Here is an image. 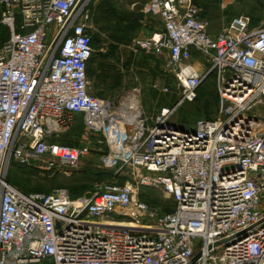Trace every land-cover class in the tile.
<instances>
[{
  "label": "built area",
  "instance_id": "obj_1",
  "mask_svg": "<svg viewBox=\"0 0 264 264\" xmlns=\"http://www.w3.org/2000/svg\"><path fill=\"white\" fill-rule=\"evenodd\" d=\"M142 10L164 29L140 45L168 52L178 88L153 117L137 93L115 103L90 92L86 0H0V264H264V25L241 14L212 35L193 0H148ZM211 75L217 117L181 128L174 114ZM76 116L89 141L61 143ZM92 144L133 183L72 197L25 193L7 178L15 165L76 171ZM144 185L175 208L135 200ZM121 212L149 224L104 223Z\"/></svg>",
  "mask_w": 264,
  "mask_h": 264
},
{
  "label": "rangeland",
  "instance_id": "obj_2",
  "mask_svg": "<svg viewBox=\"0 0 264 264\" xmlns=\"http://www.w3.org/2000/svg\"><path fill=\"white\" fill-rule=\"evenodd\" d=\"M147 1L86 0L88 24L93 37L89 80L90 92L115 103L123 101V98H127L131 93L133 98L137 93L141 97L140 105L143 111L148 117H153L162 106L173 105L178 97V88L168 64L166 50L153 48L145 51V48H142L141 63L136 61L133 47L140 37L141 41L145 40L141 32L145 21V12L142 9ZM194 2L200 9L201 17H208L214 23L243 14L251 18V26L264 25V0H194ZM0 30L2 31L0 42H3L7 38V31L5 28ZM150 55L151 68L148 63ZM163 87H167L168 91H163ZM218 106L214 79L209 77L201 85L197 98L180 106L174 114V119L181 128H191L199 119L217 117ZM89 136L83 128L81 117L76 116L60 139L78 145L88 142ZM100 145L103 146L92 144L93 150L82 159L81 168L76 171L65 173L46 170L38 164L15 165L8 174L9 178L24 191L48 193L57 188H65L77 197L89 196L110 183H133L129 174L120 175L115 169L103 165L102 154L105 150ZM134 199L163 212L175 208L174 201L158 186H140ZM110 218L116 222L135 221L137 226H140L134 228L137 230L149 224L145 217L134 213L131 216L112 215Z\"/></svg>",
  "mask_w": 264,
  "mask_h": 264
},
{
  "label": "crops",
  "instance_id": "obj_3",
  "mask_svg": "<svg viewBox=\"0 0 264 264\" xmlns=\"http://www.w3.org/2000/svg\"><path fill=\"white\" fill-rule=\"evenodd\" d=\"M203 19L207 23V25H209L208 29H209L210 34L215 35L216 33H218L220 31L221 26L222 25L224 26L225 24H227L231 18L229 20H226L224 18V19H222L218 22H215V23H214V21L210 20L208 17H203ZM163 29H164L163 21L159 16L145 13V21L143 23V28L141 30V32L143 33V37L145 39L149 38L154 32H160V31H163ZM140 38L135 41L133 50L136 53V61L141 63V60H142V52L141 51H142L143 47L140 45V43L142 42ZM145 51H146V49H145ZM150 52L152 53V51H150ZM192 53H193L192 63L196 67H199L200 66L199 65L200 64L199 63V54L194 50L192 51ZM166 56L168 58V52L167 51H166ZM149 57L150 58H149L148 63H150V68H151V66H152L151 55ZM140 69H142V68L140 67ZM145 71L147 72V69ZM151 78H152V74L150 72V82H151Z\"/></svg>",
  "mask_w": 264,
  "mask_h": 264
},
{
  "label": "trees",
  "instance_id": "obj_4",
  "mask_svg": "<svg viewBox=\"0 0 264 264\" xmlns=\"http://www.w3.org/2000/svg\"><path fill=\"white\" fill-rule=\"evenodd\" d=\"M194 1V0H193ZM195 3V2H194ZM0 28H5L4 26H1L0 25ZM6 29V28H5ZM7 31V30H6ZM2 31L0 30V33H1ZM1 43V42H0ZM92 44H93V37H92ZM92 56H93V53H92ZM92 56H91V59H90V61H89V64H88V67H87V75H88V78H89V66H90V63H91V60H92ZM210 77H213L212 75L210 76ZM200 89V88H199ZM199 89H198V91H199ZM197 96H198V94H197ZM59 141L61 142V143H65V144H68V145H71V146H73L74 144H71V143H67V142H63L61 139H59ZM101 147H103V149L106 151V147H105V145H100ZM14 167V166H13ZM13 167L8 171V174L12 171V169H13ZM8 177V180H9V182L10 183H12L14 186H16L17 188H19L16 184H14L11 180H10V178H9V175H7ZM20 190H22L21 188H19ZM23 192H25V193H29L28 191H24V190H22ZM30 192H40V191H30ZM43 193H45V192H43ZM71 194V193H70ZM71 196L72 197H77V196H73L72 194H71ZM167 212H169V211H167Z\"/></svg>",
  "mask_w": 264,
  "mask_h": 264
},
{
  "label": "bare ground",
  "instance_id": "obj_5",
  "mask_svg": "<svg viewBox=\"0 0 264 264\" xmlns=\"http://www.w3.org/2000/svg\"><path fill=\"white\" fill-rule=\"evenodd\" d=\"M123 101H126V100H123ZM126 103H128L126 101ZM123 213L121 212V215ZM106 225H111V226H116V227H127V228H135V227H140V226H137V223L135 221H125V222H119V221H113V220H110V221H105L104 222ZM141 228H144V227H141ZM141 230V229H140Z\"/></svg>",
  "mask_w": 264,
  "mask_h": 264
}]
</instances>
